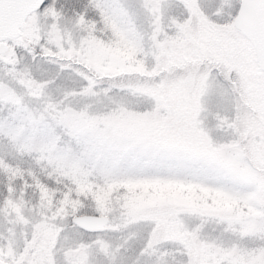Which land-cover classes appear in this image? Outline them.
Returning <instances> with one entry per match:
<instances>
[{"label":"snow or ice","instance_id":"obj_1","mask_svg":"<svg viewBox=\"0 0 264 264\" xmlns=\"http://www.w3.org/2000/svg\"><path fill=\"white\" fill-rule=\"evenodd\" d=\"M0 264H264V0H0Z\"/></svg>","mask_w":264,"mask_h":264}]
</instances>
